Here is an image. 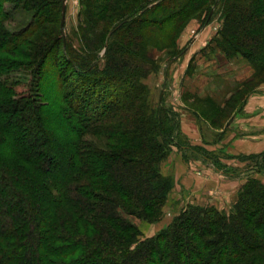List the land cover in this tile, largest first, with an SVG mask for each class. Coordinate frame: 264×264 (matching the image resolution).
<instances>
[{"label": "trees", "instance_id": "1", "mask_svg": "<svg viewBox=\"0 0 264 264\" xmlns=\"http://www.w3.org/2000/svg\"><path fill=\"white\" fill-rule=\"evenodd\" d=\"M206 1L152 16L167 2L155 0L111 28L102 55L79 58L61 26L51 39L39 33L61 0H0V264H264V184L255 178L228 213L189 205L150 237L127 218L160 219L173 185L160 165L181 146L178 113L147 102L146 47L169 45L172 23ZM221 1L220 50L264 76V0L210 4ZM4 2L31 11L28 25L8 30ZM96 7L106 19L112 0ZM19 70L34 78L25 92L12 77ZM241 158L264 169V152Z\"/></svg>", "mask_w": 264, "mask_h": 264}, {"label": "rangeland", "instance_id": "2", "mask_svg": "<svg viewBox=\"0 0 264 264\" xmlns=\"http://www.w3.org/2000/svg\"><path fill=\"white\" fill-rule=\"evenodd\" d=\"M85 1L66 0L64 23L61 30L66 42L70 45L74 54L79 55V58L86 54L89 56L102 55L105 50L103 42L108 37L111 28L125 17L155 0H112V8L106 19L99 17L102 15L101 10L96 7L99 4L102 6L104 0L101 3L96 2V0L92 1L89 6L86 5ZM184 1L167 0L165 4L155 10L152 16H163L179 4L184 3ZM211 1L207 0L205 4L199 5L200 7L184 21H178L176 25L172 23L175 33L169 45L164 47L161 44L147 45L145 54H147L148 60L145 61V64L148 73L141 81L146 86V99L151 108L157 109L162 104L178 113L180 107L187 105L195 109L201 117L222 127L226 122V117L239 107V102L245 93L253 88L256 89L255 86L264 80V76L257 77L249 82L245 81L239 86L238 95H232V98L226 101L225 106L221 105L228 91L235 88L236 77L234 76L241 75L243 71H237L235 67L223 71L220 65L216 66L215 63L210 65L207 62L208 59L212 58L210 53L219 51L223 46L222 38L217 34L223 26L221 19L223 1L216 6H211ZM192 6L196 5L193 4ZM210 6L211 11L208 13ZM89 9L91 10L90 13L87 11ZM4 11L8 13V18L4 23L10 31H17L27 26L32 17L31 11L15 9L13 4L9 2H4ZM48 16L55 18L52 19L54 22L44 24L39 33L44 35L46 39H51L58 36L60 32L61 14L52 12ZM114 39H116V36H112L110 41L112 42ZM153 39V42L156 43V38ZM204 42H211L208 49L201 47ZM178 52L180 53L175 56ZM102 62L103 60L100 61L101 65ZM188 65H190V68H188ZM185 70L191 75L188 76L184 84L182 79L181 82L179 81V78H182L181 76ZM234 70L236 75L233 72ZM12 77L14 80L23 82L17 86L21 92H25L27 89L25 83L32 82L34 79L31 72L23 70L13 72ZM208 136L213 139L215 137L211 133H208ZM175 140L181 146L185 145L182 136H177ZM175 146L177 145H170L169 154L175 150ZM188 206L185 203H176L169 191L160 218H168L167 220L172 218L173 221L174 217ZM127 218L135 224L139 222V219L134 216H127ZM154 228L156 227L154 226ZM154 231L156 230L153 229L152 233ZM140 232L141 237H145V233L143 234L141 230ZM147 233L151 232L147 230Z\"/></svg>", "mask_w": 264, "mask_h": 264}, {"label": "crops", "instance_id": "3", "mask_svg": "<svg viewBox=\"0 0 264 264\" xmlns=\"http://www.w3.org/2000/svg\"><path fill=\"white\" fill-rule=\"evenodd\" d=\"M209 45L211 42H204L201 47L208 49ZM210 55L214 58L207 60L210 65H220L223 71L233 67L243 71L241 75L234 76L236 85L223 98L221 105L225 106L232 95H238L241 84L253 79L254 69L242 56L227 57L220 50ZM233 72L235 74V70ZM189 75L185 70L179 81L182 79L185 84ZM255 87L245 93L239 107L226 117L222 127L201 117L190 106L179 108V127L185 145L175 146V150L160 166L161 172L173 179L170 195H173L176 203L212 206L219 211L229 212L249 177L264 184V169H257L252 160L241 158L264 152V80ZM208 133L214 134V139ZM167 219L160 218L155 222L139 219L136 225L148 237L167 227L172 218ZM153 229L156 231L152 233ZM147 230L151 233L148 234Z\"/></svg>", "mask_w": 264, "mask_h": 264}, {"label": "water", "instance_id": "4", "mask_svg": "<svg viewBox=\"0 0 264 264\" xmlns=\"http://www.w3.org/2000/svg\"><path fill=\"white\" fill-rule=\"evenodd\" d=\"M65 7H66V0H62V2H61V22H60L61 30H62V26L64 23Z\"/></svg>", "mask_w": 264, "mask_h": 264}]
</instances>
